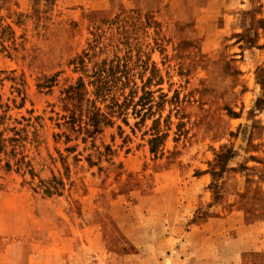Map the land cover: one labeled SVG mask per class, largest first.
<instances>
[{
    "label": "rangeland",
    "instance_id": "rangeland-1",
    "mask_svg": "<svg viewBox=\"0 0 264 264\" xmlns=\"http://www.w3.org/2000/svg\"><path fill=\"white\" fill-rule=\"evenodd\" d=\"M263 234L264 0H0V264H264Z\"/></svg>",
    "mask_w": 264,
    "mask_h": 264
},
{
    "label": "trees",
    "instance_id": "trees-1",
    "mask_svg": "<svg viewBox=\"0 0 264 264\" xmlns=\"http://www.w3.org/2000/svg\"><path fill=\"white\" fill-rule=\"evenodd\" d=\"M84 58L83 57H79V59L76 60V64L79 65L80 67H84ZM95 76H97L95 74ZM94 83H96L97 87V91H99L100 93L102 92L103 86L102 84L99 83V79L95 78V80H93ZM85 86L84 81L82 80V78H80L78 80V85L76 87H71L70 89H68L69 93V97L70 95L72 96V94H77V96L81 93V89H83ZM74 113H75V108H71V117H74ZM88 123H91L93 126H97V123L99 121V112L95 111L93 112V114L90 116ZM88 131H91L89 128H87Z\"/></svg>",
    "mask_w": 264,
    "mask_h": 264
},
{
    "label": "crops",
    "instance_id": "crops-1",
    "mask_svg": "<svg viewBox=\"0 0 264 264\" xmlns=\"http://www.w3.org/2000/svg\"><path fill=\"white\" fill-rule=\"evenodd\" d=\"M257 249L264 251V234L261 236V247L260 248L258 247ZM237 263L240 264V262H237Z\"/></svg>",
    "mask_w": 264,
    "mask_h": 264
}]
</instances>
